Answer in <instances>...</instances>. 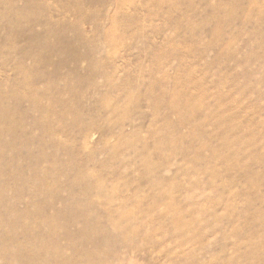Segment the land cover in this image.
Masks as SVG:
<instances>
[{"label":"rangeland","instance_id":"1","mask_svg":"<svg viewBox=\"0 0 264 264\" xmlns=\"http://www.w3.org/2000/svg\"><path fill=\"white\" fill-rule=\"evenodd\" d=\"M0 247L264 264V0H0Z\"/></svg>","mask_w":264,"mask_h":264},{"label":"bare ground","instance_id":"2","mask_svg":"<svg viewBox=\"0 0 264 264\" xmlns=\"http://www.w3.org/2000/svg\"><path fill=\"white\" fill-rule=\"evenodd\" d=\"M1 195L3 196V194L1 193ZM1 196V197H2ZM77 201V200H76ZM3 247H6V246H3ZM7 248V247H6ZM8 249V248H7ZM7 249H3V248H1L0 247V255L1 256H7V257H9V254H8V251H7ZM32 249V248H31ZM9 250V249H8ZM24 250V249H23ZM21 252H22V250H21ZM28 253L30 254V256L33 254V249L32 250H29L28 251ZM48 253H50V252H48ZM27 254V253H26ZM59 254V253H58ZM35 255V254H34ZM48 255V254H47ZM1 256H0V258H1ZM30 256H28L29 258H30ZM49 256H50V254H49ZM20 257V256H19ZM27 257V256H26ZM28 257H27V259H28ZM10 258H11V255H10ZM21 258V257H20ZM22 258H23V256H22ZM26 259V260H27ZM31 259H35V257H33V258H31ZM47 259V258H46ZM64 259V258H63ZM8 260V259H7ZM29 260V259H28ZM53 260V259H52ZM58 260V259H57ZM4 261H6L5 259H4ZM35 262V261H34Z\"/></svg>","mask_w":264,"mask_h":264}]
</instances>
